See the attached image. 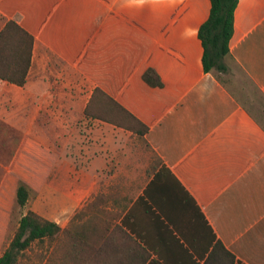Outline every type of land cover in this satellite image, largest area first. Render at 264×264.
I'll return each mask as SVG.
<instances>
[{
  "label": "crops",
  "instance_id": "1",
  "mask_svg": "<svg viewBox=\"0 0 264 264\" xmlns=\"http://www.w3.org/2000/svg\"><path fill=\"white\" fill-rule=\"evenodd\" d=\"M210 11V0H0V33L15 21L35 38L25 85L0 79V258L29 211L64 229L97 202L122 228L92 241L120 253L108 262L146 251L151 264H205L221 242L236 262L264 264V128L204 70ZM231 53L264 94V0H239ZM150 68L162 88L145 82ZM96 89L145 137L88 118ZM26 140L54 161L14 224L11 164Z\"/></svg>",
  "mask_w": 264,
  "mask_h": 264
},
{
  "label": "trees",
  "instance_id": "2",
  "mask_svg": "<svg viewBox=\"0 0 264 264\" xmlns=\"http://www.w3.org/2000/svg\"><path fill=\"white\" fill-rule=\"evenodd\" d=\"M211 11L208 20L199 30V39L204 50L203 67L226 87L236 100L264 128V121L256 117L250 108L242 103L233 91L230 82L223 75L238 69L258 90L264 101V94L250 79L231 53V42L235 33V15L239 0H210ZM35 38L17 22L10 21L0 33V79L18 86H24L32 63ZM145 82L153 88H162L164 83L158 72L150 68L144 73ZM264 114V105L262 109ZM88 118L97 119L118 128L130 131L144 138L149 127L134 114L124 108L103 90L96 89L85 110ZM54 156L35 143L26 140L21 153L11 164V174L16 178V202L20 208L26 207L38 194V187L44 182ZM97 202L74 215L66 228L49 221L33 211L23 215L8 248L0 258V264H23L28 259V252L34 250L35 244L47 250L36 254L30 264H151L147 262L150 254L145 251L141 262H108L106 254L117 257L120 253L107 252L105 245L92 251V241L101 239L102 233L115 226L117 218L103 210H94ZM91 211L93 215H91ZM102 232V233H101ZM205 264H242L218 242Z\"/></svg>",
  "mask_w": 264,
  "mask_h": 264
},
{
  "label": "rangeland",
  "instance_id": "3",
  "mask_svg": "<svg viewBox=\"0 0 264 264\" xmlns=\"http://www.w3.org/2000/svg\"><path fill=\"white\" fill-rule=\"evenodd\" d=\"M224 78L230 82V86L233 91L237 92V95L242 103L246 105L248 108L251 109L253 114L258 117L261 121H264V114L262 113L264 101L262 100L261 94L258 90L250 83V81L242 74L241 71L236 69L235 72L223 75ZM38 194L30 201L31 204L35 202L37 199ZM18 207L16 210L14 217L15 221L14 224L17 223L19 217L22 215L21 208ZM16 225H13V230ZM48 246V245H47ZM47 246L40 247L39 245L35 244L34 250L32 252H28V259H25L23 264H30L35 259L36 254H39L45 250H47Z\"/></svg>",
  "mask_w": 264,
  "mask_h": 264
},
{
  "label": "clouds",
  "instance_id": "4",
  "mask_svg": "<svg viewBox=\"0 0 264 264\" xmlns=\"http://www.w3.org/2000/svg\"><path fill=\"white\" fill-rule=\"evenodd\" d=\"M148 2L149 0H125V3L130 6H143Z\"/></svg>",
  "mask_w": 264,
  "mask_h": 264
}]
</instances>
